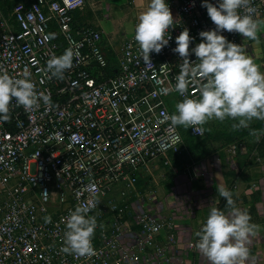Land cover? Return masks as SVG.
<instances>
[{
  "label": "built area",
  "instance_id": "2783aa9c",
  "mask_svg": "<svg viewBox=\"0 0 264 264\" xmlns=\"http://www.w3.org/2000/svg\"><path fill=\"white\" fill-rule=\"evenodd\" d=\"M84 4L15 0L7 11L0 6V71L22 78L29 70L36 91L51 98L33 111L13 100L10 121L0 122V264H173L179 261L173 235L161 241L171 223L149 205L153 191L138 180L145 178L148 160L169 163L164 156L184 143V128L168 119L183 99L174 91L183 63L173 52L175 38L187 28L194 48L199 33L215 25L202 0H180L172 39L150 54L146 66L134 39L138 19L111 56L98 28L74 22L73 12ZM252 6L255 19L264 15V0H252ZM222 34L234 43L242 36ZM66 51L74 54L72 68L63 79H49L47 61ZM190 60H196L194 53ZM188 94L198 96V89ZM247 137L256 142L260 134L236 139L231 153L246 148ZM96 197L99 203L89 213L98 225L95 255L63 253L66 219Z\"/></svg>",
  "mask_w": 264,
  "mask_h": 264
},
{
  "label": "clouds",
  "instance_id": "9594fccd",
  "mask_svg": "<svg viewBox=\"0 0 264 264\" xmlns=\"http://www.w3.org/2000/svg\"><path fill=\"white\" fill-rule=\"evenodd\" d=\"M202 7L215 28L199 33L201 42L190 48L193 37L185 28L176 36L173 49L183 63L176 76L174 91L182 100L175 104V112L168 119L173 127L191 128L194 135L203 136L205 125L216 120L234 121L233 131L247 129L253 120L264 121V72L245 52L240 44L229 41L222 33H239L244 38L258 41L261 21L254 18L256 9L252 0H202ZM176 19L166 0H150L138 16L134 39L138 42L146 66L152 64L150 54H159L172 39L170 29ZM196 57L190 60V55ZM73 52L66 51L47 61L49 79H63L73 66ZM197 88L198 96H189V89ZM26 111L37 110L40 102L51 103L50 95L36 91L31 73L25 69L22 78L0 71V122L11 119L13 106ZM218 197L226 201L227 212L216 207L210 209L206 223L196 233L197 250L209 264H245L249 256L251 237L257 235L259 226L251 222L247 211L240 209L233 193L224 185L217 186ZM95 196V194H94ZM99 203L98 197L89 203L78 204L66 219L61 251L77 257L95 255L93 239L97 220L89 213ZM50 223L51 217H45Z\"/></svg>",
  "mask_w": 264,
  "mask_h": 264
},
{
  "label": "crops",
  "instance_id": "0c3cea01",
  "mask_svg": "<svg viewBox=\"0 0 264 264\" xmlns=\"http://www.w3.org/2000/svg\"><path fill=\"white\" fill-rule=\"evenodd\" d=\"M149 2L85 0L84 6L73 12L74 22L98 28L105 51L114 56L123 40L132 34L134 23ZM166 2L175 17L180 0ZM257 20L262 22L258 41L241 36L236 43L245 49L246 54L264 72V15ZM232 123L234 121L213 120L206 124L210 129L206 139L210 147L203 156H191L183 143L177 150L164 156L169 163H164L163 157H157L142 166L148 180L145 185L154 195V201L149 205L167 224L171 223L170 227L166 225L163 228L161 241L164 242L166 235H173V250L179 257V261L173 264H209L195 246L198 240L196 233L206 223L212 207L228 211L226 201L218 197L217 186L221 184L233 193L236 205L248 212L251 222L259 226L257 235L251 237L247 245L249 256L245 264H264V121L253 120L249 128L237 131L232 130ZM248 129H256L260 134L259 139L251 147L231 153L229 145ZM182 179L186 181L183 187L179 184ZM172 180L176 184L164 194L168 190L166 185H170ZM176 190H180V194L183 190L188 194L186 200H180L179 204L171 200V196L177 195ZM221 200L223 204L219 206Z\"/></svg>",
  "mask_w": 264,
  "mask_h": 264
},
{
  "label": "rangeland",
  "instance_id": "374dc122",
  "mask_svg": "<svg viewBox=\"0 0 264 264\" xmlns=\"http://www.w3.org/2000/svg\"><path fill=\"white\" fill-rule=\"evenodd\" d=\"M205 128L206 129H209V126L208 125H205ZM210 133V131H206L205 132V134L201 137V138H197V137H191L190 135V137L189 138H192V140L193 141H198L199 139H202V142L199 144H197L196 146L194 145L193 146V148L191 149V148H189V144L187 145L186 143H185V139H184V144H185V146H186V148L187 149H189V151H190V153H191V156H193V157H200V156H203V154H204V152H205V150H207V149H209V145L206 143V141H205V139L208 137L207 135ZM208 142V141H207ZM255 141H254V139H252V138H250V137H247V139H246V147H251V145L254 143ZM199 163V165L201 164L200 163V161H198ZM195 166H197V165H195ZM143 180H146L145 181V183L146 182H148V180L146 179V178H143ZM176 184V182L175 181H173L172 180V183H170V185H166V188L168 189V190H166L165 192H164V194H166L167 193V191H169L170 189H173V186ZM179 184H181L182 185V187H183V185H186V181L185 180H180L179 181ZM173 185V186H172ZM172 186V187H171ZM169 187V188H168ZM186 189H187V186H186ZM176 192H177V195L176 196H171V200H172V202L173 203H176V204H179V203H181L180 202V200H182V201H185L186 199L185 198H187L188 197V194H187V191H182V194H180V190H176ZM191 200H193V198L191 199ZM149 201V200H148ZM168 203V202H167ZM171 203V202H170Z\"/></svg>",
  "mask_w": 264,
  "mask_h": 264
},
{
  "label": "trees",
  "instance_id": "16d2710c",
  "mask_svg": "<svg viewBox=\"0 0 264 264\" xmlns=\"http://www.w3.org/2000/svg\"><path fill=\"white\" fill-rule=\"evenodd\" d=\"M15 0H0V6L4 9V11H7L8 8L11 6V4L14 2ZM114 71V69L111 67L109 68L108 72L112 73ZM256 129H248L245 130L243 133H240L238 138H242L245 135H248L249 133L255 131ZM182 134H183V139H185V143L189 146V148H193V146L197 145L198 143L200 144L202 142V139H199L198 141H193L192 138H189L190 136L193 137L187 130L183 129L182 130ZM190 135V136H189ZM210 134H208L207 136L209 137ZM208 137L206 139H208ZM201 138V137H200ZM205 139V141H206ZM207 143V141H206ZM206 151V150H205ZM145 184L143 179H139L138 180V185L139 187H143ZM223 204V200H221V202L219 203V206H222Z\"/></svg>",
  "mask_w": 264,
  "mask_h": 264
}]
</instances>
